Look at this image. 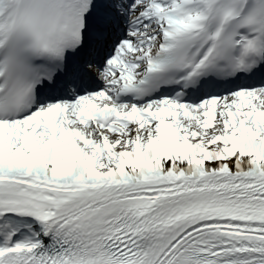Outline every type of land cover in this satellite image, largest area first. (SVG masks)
<instances>
[{
	"label": "snow or ice",
	"instance_id": "6c2138e0",
	"mask_svg": "<svg viewBox=\"0 0 264 264\" xmlns=\"http://www.w3.org/2000/svg\"><path fill=\"white\" fill-rule=\"evenodd\" d=\"M0 264H264V0H0Z\"/></svg>",
	"mask_w": 264,
	"mask_h": 264
}]
</instances>
